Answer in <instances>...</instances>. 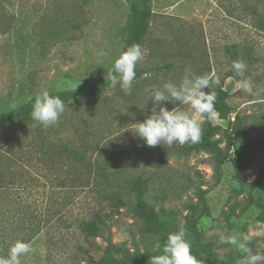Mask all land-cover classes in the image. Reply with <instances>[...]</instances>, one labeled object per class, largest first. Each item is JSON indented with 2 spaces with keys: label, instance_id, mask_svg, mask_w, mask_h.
Segmentation results:
<instances>
[{
  "label": "rangeland",
  "instance_id": "obj_1",
  "mask_svg": "<svg viewBox=\"0 0 264 264\" xmlns=\"http://www.w3.org/2000/svg\"><path fill=\"white\" fill-rule=\"evenodd\" d=\"M254 2L264 10V0H153L150 29L141 44L144 58L130 94L110 86L102 96L65 104L54 126L33 121L0 130V146L17 157L15 182L8 185L2 177L9 201L0 208L22 211L24 196L27 210L48 217L21 264H92L109 240L125 250H158L167 238L146 231L140 202L179 230L193 219L202 243L219 259L237 251L220 241V232H243L251 238L253 254H264V184L257 183L264 172V31L251 25L261 16L245 11ZM132 3L0 0V112L34 103L45 90L77 89L107 77L123 52ZM245 35L255 41L260 60L245 62L242 46L237 58L228 54L226 48ZM234 61L246 66L242 76L232 68ZM186 75L218 78L211 91L224 86L236 111L259 117V123L248 122L258 143L247 153V168L233 162L246 145L238 136L228 143L222 131L209 137L215 146H202L209 127H227L216 111L213 118L197 116L202 121L197 144L149 147L134 135L133 123L152 113L150 89L178 85ZM244 80L250 82L248 91ZM45 136L43 154L35 143ZM138 178L148 181L143 198L131 190ZM117 196L124 205H116ZM96 213L107 224L102 236L87 237L82 224Z\"/></svg>",
  "mask_w": 264,
  "mask_h": 264
},
{
  "label": "trees",
  "instance_id": "obj_2",
  "mask_svg": "<svg viewBox=\"0 0 264 264\" xmlns=\"http://www.w3.org/2000/svg\"><path fill=\"white\" fill-rule=\"evenodd\" d=\"M245 6L246 12L251 10L252 13H257L261 16L256 24L252 22L251 25L255 26L260 32L264 31V10L262 9L261 3L254 2L252 5ZM258 8L260 9L258 10ZM153 14V0H133L127 19L128 33L123 51L133 44L141 45L143 43L144 38L150 29ZM240 46L245 50L244 57L242 58L245 62L251 63L262 58L260 55L255 56L258 47L255 41L248 35L243 36L240 43H234L227 47L226 50L230 56L237 58L240 54ZM230 74L234 73L231 72ZM138 76L139 71L136 69V77ZM107 77L93 83L85 84L77 89H64L50 93V95L59 96L64 104L80 103L91 97L104 95L106 90L110 87ZM216 97L215 111L218 113L220 119L227 121V127L223 128L221 125L209 127L205 137V143H203L202 146H215V143L211 142L209 137L222 131L224 132V138L228 143H230L234 135L238 136L245 141L246 145L241 151H239L238 155L233 159V162L240 168H247L251 162L247 153L249 150H256L258 143L257 140L253 139L252 128L254 125L249 126L248 122L252 118L255 120V123H259V117L254 114L236 111L230 103L231 93L224 86L218 87ZM32 106L33 103H26L8 112H0V130H4L7 125L20 123L28 124L33 122L31 118ZM48 139L49 137L45 136L35 143V145L37 143L40 144L38 146L42 153L44 152ZM11 154L12 153L6 148L0 146V204H7L9 201V196L5 195L6 192L3 191V188L5 187L3 184L5 183H3L2 177L4 176V179L8 178L9 181L6 182L8 185L15 182L13 181V176H15L16 171L13 164L15 163V160H17V157H13ZM5 160H7V162H5ZM257 183L259 185L264 184V172L259 173ZM131 190L138 198H143L148 190V181L146 179L138 178L131 185ZM20 200L21 202L19 204L23 205L21 208L22 211L14 212L11 209V204L8 209L0 208V257H7L10 247L17 240L29 243L33 236H36L46 229L48 222L46 214H35V212L27 210V207L25 206V197L20 196ZM115 200L116 205L120 206L125 204V201L121 196H117ZM262 206L264 207V204ZM139 212L147 220L145 226L146 231L152 235L162 234L167 238L169 233L179 231L170 219L156 215L144 202H140ZM188 222L189 224L186 231L188 233V239L191 241L192 252L202 264H237V260L242 256L241 253L234 251L227 260L219 259L212 251L210 245L202 243L201 231L194 220L189 219ZM106 224L107 220L105 219V216L101 213H96L93 219L83 222L82 231L87 237L102 236V229ZM108 242L109 243L104 248L103 254L98 259H94L92 264H150V257L162 254L163 246L165 244H162L158 250H146L141 252L138 249L135 251L125 250L122 247L115 245L110 240Z\"/></svg>",
  "mask_w": 264,
  "mask_h": 264
},
{
  "label": "clouds",
  "instance_id": "obj_3",
  "mask_svg": "<svg viewBox=\"0 0 264 264\" xmlns=\"http://www.w3.org/2000/svg\"><path fill=\"white\" fill-rule=\"evenodd\" d=\"M101 56L107 55L105 52ZM142 46L133 44L115 60L107 77L110 86H120L125 95L130 94L136 79L137 64L143 60ZM245 65L234 61L232 68L237 75H243ZM186 74L190 73L185 69ZM244 91L250 90V82H241ZM219 79L211 80L207 76L186 75L180 84L164 83L162 87L150 89L153 103L152 113L143 122L133 123L137 138L145 141L149 147H172L174 144H197L202 139V121L197 116H215L216 94L211 91ZM168 103L175 105L171 110ZM187 105L188 111H180L179 106ZM65 111V104L59 96H52L48 91L38 93L35 97L31 118L44 128L58 123ZM221 242L232 245L242 254L237 264H264V254H253L250 247L251 238L243 232L225 235L218 233ZM33 251L30 243L17 240L9 249L7 257H0V264H21V257ZM150 264H200L193 254L191 241L185 229L169 233L163 246L162 254L150 257Z\"/></svg>",
  "mask_w": 264,
  "mask_h": 264
}]
</instances>
